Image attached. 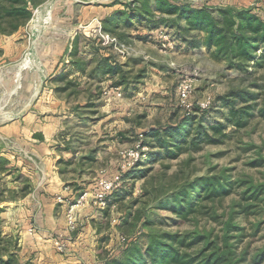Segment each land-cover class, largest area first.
<instances>
[{
    "label": "rangeland",
    "instance_id": "obj_1",
    "mask_svg": "<svg viewBox=\"0 0 264 264\" xmlns=\"http://www.w3.org/2000/svg\"><path fill=\"white\" fill-rule=\"evenodd\" d=\"M129 1L131 0H46L34 10L30 21L23 29L21 28L23 37L18 41L25 42L24 52L17 55V50L13 49V54L3 56L0 60V112L8 110V115L0 117V127L2 124H9L12 121V115L16 114L18 110H22L23 107L28 108L29 100L33 98V80L40 79V93L43 95L40 114L42 112L51 113L55 109L51 105L54 100L65 101L68 108L61 112L73 113V117L86 113L83 117L87 120L83 126L85 129L83 132L86 135L82 134L83 143L88 144L86 148L97 146L102 141L106 143V148L111 143L120 144L115 152H109L106 149V165L99 168L100 178H96L92 182L93 186L99 179L109 180L115 175V172L121 170L123 164L121 154L123 155L126 150L130 149L129 147L135 144L134 129H139L137 131L149 129L158 123H165L170 116L176 121L182 115L177 106L184 109L185 106L198 105L209 98L213 100L217 96H223L231 89L256 91L249 87L251 82L236 80L237 71L230 70L223 62L215 60L207 53L206 49L201 48L189 53L178 51L173 49V45L170 43L163 44L165 41L161 40H165V37L159 33L158 36H155V40L162 42L161 44H156L153 37L146 42H143V39L138 41L133 39L135 42L130 41L128 45L121 46L119 49L110 48L106 50L107 53L104 52L105 54L108 52L117 54L120 62L128 64L125 72H131L132 76L140 70L145 71L135 89L122 90V97L113 96L114 99L111 95L105 97L102 93L100 101L95 102L100 104V107L79 108V106H85L88 97L82 92L59 90L58 88L65 85V79L52 81L61 72L66 73L68 78L71 75L74 76L72 73L75 71L73 69L68 71V67H65L70 59L66 54L67 51L63 49L64 40L70 33L76 31L78 34V56L90 59L92 44L96 46L101 39L105 43L110 40L108 34L101 32L102 21L110 17L115 10L123 9L121 4H113ZM179 1L206 5L211 8L227 6L245 8L251 9L261 18L264 15V0ZM97 14L102 16V19H96ZM33 20L35 21L32 22ZM140 34L143 35V31ZM51 35L53 38L55 36L52 40L48 39L51 38ZM258 49L264 51V46L259 45ZM22 53H24L23 57L20 56ZM23 66H26L24 70H22ZM45 67L51 70L48 74L45 72ZM193 73L197 74V76L191 77L193 93L182 103L176 96V86L184 77L192 76ZM247 74L254 76L251 78L252 80L264 76V63L258 68H250ZM79 81L85 82V79L79 78ZM107 81L105 85L103 83V87L107 86ZM257 84L264 88L263 79L260 78ZM125 95L131 97L125 100ZM106 103H109L108 109L106 106L104 107ZM219 106L215 103L213 108H210L205 124L225 125L226 137L221 143L202 144L196 150L185 149L176 158L165 154L160 160L149 166L141 165L126 173V180L122 188L112 194V207L97 217L96 233L100 235L98 237L100 244L97 252L99 257L97 264L119 250L118 239H115L116 232H118V236L123 235L128 238L134 237L137 233L138 228L134 224L135 215L144 206L143 202L151 203L149 207L153 206L154 203L150 198L142 197L146 180L150 182L152 178H156L158 181L160 178L169 180L207 175L223 176L234 182L230 194L222 199H216L213 204L209 203L208 206H213V209L207 215L202 213L190 215L189 220L181 225L175 224L173 221H166L162 225H158L157 222L153 228L167 232L196 233L198 236H204L205 239H201L188 249V253L192 256H197L203 250L204 254H209L216 248H219L220 252L231 248L234 253L232 264H264V258L257 263L253 262V258L264 251V115L255 113L245 127L237 128L233 123L225 121L227 110ZM106 111L109 114H116L118 118L116 123L124 130L122 132L126 136L125 139L117 140L116 137L107 133L101 134L102 130L98 131V135L90 131H95V128L99 126L97 121L101 117L109 116ZM81 116L79 118H82ZM102 122L107 125L105 131L108 130L112 134L113 131H110L112 122L110 123L108 119H104ZM41 123L44 125L46 122L41 120ZM75 127L76 125L72 123L68 124L67 128L74 132L77 130ZM73 141L78 142L77 139ZM123 143L132 144L128 146ZM8 144L11 147L9 142ZM2 154V157L6 159V154L0 151V156ZM110 162L116 164L115 168L110 166ZM16 168L18 169V167ZM144 168L149 169L146 170V176L141 177L139 172ZM113 173L114 175H112ZM3 178V183L8 189L19 190L23 185L22 179L16 181L13 174ZM243 193H258L259 195L257 199H249L246 203L242 200V195L247 198L249 194ZM21 197H23V193L19 191L14 200ZM8 202H12V200ZM238 203L247 204L250 208L243 213L241 212L242 208L237 207ZM172 215L169 211H163L157 216ZM227 224L231 226V230L228 233L226 244L224 235ZM17 252L18 238L2 235V231H0V257L9 256L7 264H15Z\"/></svg>",
    "mask_w": 264,
    "mask_h": 264
},
{
    "label": "trees",
    "instance_id": "obj_2",
    "mask_svg": "<svg viewBox=\"0 0 264 264\" xmlns=\"http://www.w3.org/2000/svg\"><path fill=\"white\" fill-rule=\"evenodd\" d=\"M45 1L0 0V38L10 36L23 28L32 18L34 10ZM117 4H121L123 9L115 10L110 17L102 21L101 32L109 35V42L105 43L101 39L96 46L92 44L90 59L78 56L77 36L69 50H66L70 60L65 67H68V71L73 69L79 72L80 76L68 78L66 73L61 72L52 80L55 82L66 80L65 85L58 88L59 90L88 93V101L85 106L79 108L100 107V104L95 102L100 101L106 88L102 83L106 80L111 81L108 88H120L121 91L135 89L145 71L140 70L132 76L131 72H125L128 64L120 62L117 54L104 52L110 48L126 46L130 41H134L133 39L137 41L143 39L142 41L146 42L153 37L155 40L157 32L160 31L167 36L173 49L189 53L204 48L215 60L223 62L230 70L237 71L236 80L251 82L249 87L256 91L231 89L225 95L212 100L210 108L217 103L219 107L227 110L226 122L242 128L255 113L264 115V88L257 84L260 78L264 80V76L252 80L254 76L247 74L250 68H258L264 63V51L258 49L259 45L264 46V15L261 18L251 9L230 6L211 8L179 0H131L124 3L115 2L113 5ZM142 31L143 35L140 34ZM155 43L161 44L157 41ZM82 77H85L83 84L79 81ZM177 108L182 115L176 121L170 116L165 123H158L154 128L137 135L136 142L131 148L139 143L147 150L143 152L144 160L137 162L131 170L141 165L149 166L165 154L176 158L182 150H196L202 144L221 143L226 137L225 125L205 124L210 108L201 110L196 104L188 109L181 106ZM82 114L79 116L86 120L83 118L86 113ZM121 136L123 137L122 133ZM144 169L139 172L141 177L146 176V170L149 168ZM12 174L15 175L16 181L22 179L23 185L19 190L8 189L3 183V177ZM122 176L126 180V173ZM163 180L164 178L158 181L152 178L150 182L145 181L142 197L150 198L153 206L149 207L151 203L143 202L144 206L135 215L137 233L132 238L120 235L124 241L118 239L119 250L107 256L100 264H232L234 253L231 248H226L222 252L216 248L209 254H204L203 250L197 256H192L188 249L201 239H205L204 236H198L196 233L161 231L153 226L157 222L158 225H162L166 221L181 225L189 220L190 215L200 213L207 215L213 209V206L208 204L228 196L235 183L229 178L214 175L194 178L187 176L162 182ZM29 190L26 177L0 156V213L6 207L4 203L14 200L19 191L24 196ZM76 191L82 192L83 189L79 188ZM258 195L249 194L247 198L242 195V200L247 203L249 199H257ZM237 207L242 208L243 213L250 208L249 205L241 203H238ZM163 211H169L175 218L157 216ZM230 230L231 226L227 224L225 243ZM263 258L264 251L255 256L253 262L257 263Z\"/></svg>",
    "mask_w": 264,
    "mask_h": 264
},
{
    "label": "crops",
    "instance_id": "obj_3",
    "mask_svg": "<svg viewBox=\"0 0 264 264\" xmlns=\"http://www.w3.org/2000/svg\"><path fill=\"white\" fill-rule=\"evenodd\" d=\"M99 14L95 16L96 19H102ZM52 35L48 39L52 40ZM76 36L78 34L74 31L66 37L63 44L64 51L71 47ZM22 37L20 29L11 36L0 38V60L3 56L13 54V49L17 50V55L24 52L25 42L18 41ZM20 56L23 57L24 53ZM25 68L26 66H23L22 70ZM45 68L47 69L45 72L48 74L51 70ZM72 74L74 76L71 75L70 78L80 76L77 71ZM82 78L85 79V77ZM110 82L107 81V86ZM40 83V79L33 80V98L29 100L28 108L23 107L22 110H18L16 114L12 115V121L9 124H2L0 127V151L6 154V159L11 166L17 165L16 167L21 170V174L26 177L30 186V190L25 196L4 203L6 207L0 213V231H2V235L18 238L15 264H97L99 261L97 252L100 244L98 237L100 235L96 233V221L102 212L112 207V195L108 206L101 210L94 205L90 192L93 188L92 182L96 178H100L99 168L106 165V149L109 152H115L120 144L111 143L106 148V143L102 141L97 146L86 148L88 144L83 143L82 134L86 135L83 132V130L85 131L83 126L87 120L79 118L78 115L73 117V113L61 112L68 108L65 101L54 100L51 105L55 109L51 113L42 112L43 114H40V103L43 96L40 93ZM107 86L104 89H108ZM82 94L88 97L86 91H83ZM137 94L139 95V93ZM110 95L113 98V95ZM129 97L125 95L124 99ZM109 103L104 104V107L107 108ZM106 114L109 116L101 117L97 121L99 126L95 128V131H90L98 135V131L102 130L101 134L107 133L116 137L117 140L125 139L126 136L122 132L124 130L116 123L118 119L116 114H109L108 111ZM6 115H8L7 109L0 112V117ZM104 119L112 122V125H109L110 131H113L112 134L108 130L105 131L107 125L102 122ZM41 120L46 123L42 125ZM72 123L77 127L74 132L67 128L68 124ZM154 127L155 125L151 126V128ZM137 130L139 129L133 130L135 131L134 135L136 134L135 142L137 135L147 129ZM76 139L79 141L74 142L73 140ZM127 144L130 146L132 143ZM110 166L115 168L116 164L110 162ZM115 174L117 173L115 172ZM79 188H82L87 194L81 203L74 204L81 192L76 191ZM58 198H61L62 201L58 202ZM71 204H74L71 208V217L75 226L73 231L68 230ZM116 234L115 239L117 240L118 232ZM57 240L64 244L63 252L55 250L54 242ZM8 259L9 256L0 257V264H7Z\"/></svg>",
    "mask_w": 264,
    "mask_h": 264
},
{
    "label": "built area",
    "instance_id": "obj_4",
    "mask_svg": "<svg viewBox=\"0 0 264 264\" xmlns=\"http://www.w3.org/2000/svg\"><path fill=\"white\" fill-rule=\"evenodd\" d=\"M159 33L163 35V37H165L164 38L165 40H161V41H165L167 42L166 44H169L170 42L168 41L167 36L164 35L163 32H160V31L157 32V36ZM163 47L166 48V46L164 45ZM191 75L192 76L184 77L180 82H178L176 86V96L182 103L186 101L190 97V95L193 93V85H192L191 77H195L197 76V74L193 73ZM110 94H112L113 96L117 98H120L123 95L120 88H108V89H105V91L103 92V95L105 97L110 96ZM212 102H213L212 99L209 98L203 101L201 104H198V106L200 107L201 110H208L212 106ZM190 107L191 106H185V109H188ZM146 150H147L146 147H141L139 143H137L134 148H130L129 150H126V152L124 153L125 155L121 154V157L123 158V162H122L123 164L121 165V170L117 172V174H115L109 180L99 179L98 181L94 183V186L90 193L93 197V203L97 208L102 210L108 206V203L110 202V196L114 192L122 188V185L125 181L122 175L130 171L131 168L135 166L137 162H142L144 160L145 155L143 154V152H145ZM86 194L87 193L85 191H82L77 197V199L75 200L74 204L81 203L84 200ZM61 201L62 199L58 198V202H61ZM74 204H71V207L69 209L68 230L70 231H73L75 229L74 220L71 217V210H72L71 208H73ZM118 239H120V241L122 242L124 241V239L121 238L120 236H118ZM54 247H55V250L58 252H63L65 250L64 244L58 240L54 242Z\"/></svg>",
    "mask_w": 264,
    "mask_h": 264
}]
</instances>
